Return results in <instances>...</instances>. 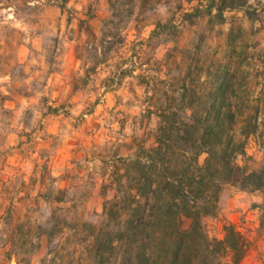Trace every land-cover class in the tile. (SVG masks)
Segmentation results:
<instances>
[{"label":"rangeland","instance_id":"1","mask_svg":"<svg viewBox=\"0 0 264 264\" xmlns=\"http://www.w3.org/2000/svg\"><path fill=\"white\" fill-rule=\"evenodd\" d=\"M0 2V264L84 263L90 224L116 193L120 158L154 144L144 80L179 89L184 77L209 92L228 78L244 141L235 162L264 166V0L222 20L199 0ZM255 114L256 131L240 136ZM263 201L264 191L225 184L201 222L222 238L224 225L238 229L234 218L248 249H264ZM64 221L48 250L44 228ZM38 236L36 249L20 253Z\"/></svg>","mask_w":264,"mask_h":264},{"label":"trees","instance_id":"2","mask_svg":"<svg viewBox=\"0 0 264 264\" xmlns=\"http://www.w3.org/2000/svg\"><path fill=\"white\" fill-rule=\"evenodd\" d=\"M199 1L220 20L226 10L250 15L252 8L250 0ZM179 81V89L161 88L155 79L141 82L147 113L157 119L154 144L138 145L120 158L123 172L116 178V193L104 201V218L90 224L83 264H223L227 257L231 264L242 261L248 249L244 234L226 224L222 238L210 237L201 218L214 212L225 184L264 191V166L248 170L235 162L244 154V141L236 133L239 112L229 93L230 80L217 78L209 92L194 88L184 77ZM246 120L238 132L242 137L258 127L256 114ZM256 206L264 227V201ZM66 229L65 221L44 228L48 250L57 248ZM39 239H25L20 253L36 249ZM82 260L78 256L76 263Z\"/></svg>","mask_w":264,"mask_h":264},{"label":"crops","instance_id":"3","mask_svg":"<svg viewBox=\"0 0 264 264\" xmlns=\"http://www.w3.org/2000/svg\"><path fill=\"white\" fill-rule=\"evenodd\" d=\"M242 207L245 210V203L243 204ZM253 219L255 218H250V220L247 221V223H249L250 225H253ZM232 220L235 223H237L238 229L241 230L243 225H240L238 222H236L234 218H232ZM255 224L257 223H254V225ZM240 264H264V249H262L261 247H254V246L251 247L250 249L247 250Z\"/></svg>","mask_w":264,"mask_h":264}]
</instances>
